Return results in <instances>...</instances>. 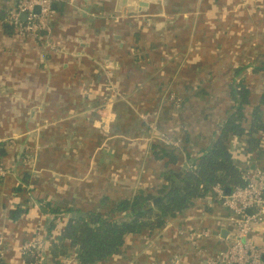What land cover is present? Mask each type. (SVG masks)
Masks as SVG:
<instances>
[{
  "label": "crops",
  "instance_id": "obj_1",
  "mask_svg": "<svg viewBox=\"0 0 264 264\" xmlns=\"http://www.w3.org/2000/svg\"><path fill=\"white\" fill-rule=\"evenodd\" d=\"M161 2L162 12L156 3L144 14L152 17L147 23L127 6L114 11L116 0H55L48 29L35 38L7 20L14 0H0V160L10 170L0 181L5 264H25L22 243L54 217L42 202L85 213L104 196L155 193L164 164L154 147L180 149V164L188 165L186 152L207 148L233 105V80L245 79L251 105L264 92V0ZM238 66L245 68L235 74ZM228 147L245 172L264 170V145L248 150L233 136ZM16 208L23 211L12 220ZM227 215L216 197L196 200L161 229L127 235L121 254L98 264H169L174 254L182 264H206L225 247ZM262 228L250 235L257 246ZM198 229L209 231L205 256L179 234ZM65 259L78 264L73 251Z\"/></svg>",
  "mask_w": 264,
  "mask_h": 264
},
{
  "label": "trees",
  "instance_id": "obj_2",
  "mask_svg": "<svg viewBox=\"0 0 264 264\" xmlns=\"http://www.w3.org/2000/svg\"><path fill=\"white\" fill-rule=\"evenodd\" d=\"M5 24L12 28V23ZM244 68L238 66L235 74ZM259 69L264 72V62ZM228 88L233 105L227 110L211 144L192 156L186 152L187 167L180 164V149L154 147V156L162 159L164 164L161 172L163 183L155 193L138 189L131 197L114 201L104 196L94 207L86 210L84 216L77 218L57 215L63 211L76 212L78 209L58 210L42 202L40 207L44 213L55 217L44 233L46 253L51 264H61V258L69 251H73L78 264L105 262L121 254L127 235H140L143 231L161 229L168 220L180 218L196 200L207 197L211 201L215 197V185H219L226 193L235 186L244 185L245 169L234 161L228 139L233 136L242 137L248 150L259 152L262 149L264 114L261 107L264 106V92L260 93L257 103L251 105V90L244 78L233 80ZM247 106L250 107L249 117L246 114ZM2 145L0 157L5 152ZM26 177L27 173H24V184ZM21 187L20 183L14 190L18 192ZM22 211L20 208L10 210L9 218L17 219ZM60 224L62 226L58 227ZM263 230L259 229V232ZM185 243L188 246L186 239ZM23 260L25 264L33 263L35 255L27 252ZM0 264H5L2 257Z\"/></svg>",
  "mask_w": 264,
  "mask_h": 264
},
{
  "label": "built area",
  "instance_id": "obj_3",
  "mask_svg": "<svg viewBox=\"0 0 264 264\" xmlns=\"http://www.w3.org/2000/svg\"><path fill=\"white\" fill-rule=\"evenodd\" d=\"M53 1L14 0L15 10L8 13L7 20L17 27L19 35L29 34L37 38L48 29L47 20L52 15ZM35 7H38V12L34 11ZM21 13L26 16L24 21L19 17ZM3 141L0 139V142ZM169 143L177 145L175 141ZM9 174L10 170L0 161V181ZM213 192L221 206L228 211L227 220L231 228L225 237V247L213 257L205 256L199 242L209 236L208 230L179 231L180 235L185 236L190 250L204 255L206 264H264V245L257 246L250 238L256 228L264 226V170H248L245 173V184L235 186L230 192H223L219 185L213 187ZM43 234V226L38 222L31 238L20 247L22 256L27 252L35 255V261L30 264H46V240ZM3 243L4 238L0 235V257L3 256ZM61 264L70 262L65 259ZM169 264H182L181 257L174 254Z\"/></svg>",
  "mask_w": 264,
  "mask_h": 264
},
{
  "label": "water",
  "instance_id": "obj_4",
  "mask_svg": "<svg viewBox=\"0 0 264 264\" xmlns=\"http://www.w3.org/2000/svg\"><path fill=\"white\" fill-rule=\"evenodd\" d=\"M154 4L158 5L159 12H162L161 7L164 5V2L159 3V0H116V6H115L114 11H121L123 6H127L128 10L134 13L136 17H139L141 20H144L148 23L150 19L152 20V17L151 16L146 17L144 14L152 13V12H149V10L151 11V8L152 9L154 8ZM37 10H38V7H35L34 11H37ZM114 11H112L110 15H113ZM20 18L24 19L25 14L21 13ZM106 62L107 64L104 66L105 69L113 68L111 63H108V61ZM23 149H24V144L21 146L20 150L22 151ZM183 166L187 167V164L184 163ZM84 215H85L84 212H66V213L60 214L61 217H65V218H77V217H82ZM53 218H54L53 216H49L47 218V223L43 226L44 233L49 228V224L53 220ZM43 237H44V234H43ZM263 259H264V256H263Z\"/></svg>",
  "mask_w": 264,
  "mask_h": 264
}]
</instances>
